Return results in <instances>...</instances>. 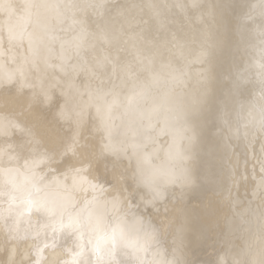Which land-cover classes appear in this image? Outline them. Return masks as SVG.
I'll return each mask as SVG.
<instances>
[{"label": "snow or ice", "instance_id": "snow-or-ice-1", "mask_svg": "<svg viewBox=\"0 0 264 264\" xmlns=\"http://www.w3.org/2000/svg\"><path fill=\"white\" fill-rule=\"evenodd\" d=\"M197 234L264 264V0L10 4L0 264H197Z\"/></svg>", "mask_w": 264, "mask_h": 264}, {"label": "bare ground", "instance_id": "bare-ground-1", "mask_svg": "<svg viewBox=\"0 0 264 264\" xmlns=\"http://www.w3.org/2000/svg\"><path fill=\"white\" fill-rule=\"evenodd\" d=\"M115 2V0H114ZM225 4H237L242 2V0H222ZM14 4L18 5L19 0H4L3 5V12L0 13V16L6 15L9 11V5ZM234 26V21L231 19V17L228 18V38L231 39V31ZM37 113H43V116H46L50 118V113H48L44 109H37ZM17 115H19V111L16 112ZM16 137H13V140H16ZM251 164V162H249ZM249 174H251V171L249 169ZM257 175H259V171L257 169ZM27 241L22 242V247L27 246ZM32 243H35V241H32ZM212 241L204 238H200L199 235L193 236L189 241V254L190 258L197 262V264H209V261L214 259V255L212 254L213 249L211 247ZM216 251H219V246L217 245Z\"/></svg>", "mask_w": 264, "mask_h": 264}]
</instances>
